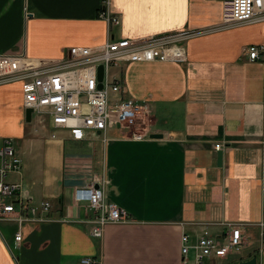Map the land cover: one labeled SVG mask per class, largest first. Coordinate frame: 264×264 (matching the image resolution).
Returning a JSON list of instances; mask_svg holds the SVG:
<instances>
[{
    "label": "crops",
    "instance_id": "crops-1",
    "mask_svg": "<svg viewBox=\"0 0 264 264\" xmlns=\"http://www.w3.org/2000/svg\"><path fill=\"white\" fill-rule=\"evenodd\" d=\"M106 1L0 0V54L51 65L73 46L216 28L222 21L219 0H108L121 21L111 30L98 17ZM259 44L264 23L234 26L189 40L185 64L115 67L124 98L149 106L150 138L142 140L115 127L73 141L38 117L26 122L21 84L0 86L8 127L0 144L13 138L22 161L21 175L9 181L22 183L37 204L51 202L47 222L0 221V264H80L84 257L101 264H194L192 253L183 262L182 236L219 238L226 224L243 231L245 247L235 258L264 264V67L246 53ZM9 90L15 102L6 99ZM94 176L106 178L108 201L130 217L105 227L101 239L87 222L93 212L74 197Z\"/></svg>",
    "mask_w": 264,
    "mask_h": 264
},
{
    "label": "built area",
    "instance_id": "built-area-1",
    "mask_svg": "<svg viewBox=\"0 0 264 264\" xmlns=\"http://www.w3.org/2000/svg\"><path fill=\"white\" fill-rule=\"evenodd\" d=\"M219 1L222 2V21L216 28L187 29L143 39L109 37L98 46H73L68 49L65 59L51 65L38 64L22 53L0 54V86L21 84L24 110H33V116L36 114L43 125L49 124L56 131H67L73 141H84L90 134H106L115 127L125 131L131 139H148L149 106L124 98L126 87L112 74V68L146 62L185 64L188 60L185 45L189 40L234 26L264 23V0ZM109 7L107 0L98 17L106 21L112 30L121 21L109 11ZM246 53L249 61L264 67V44L251 45ZM101 66L104 74L102 81H99ZM14 144L13 138H7L0 145V221L47 222L51 202L37 204L28 196L22 183L9 181L11 175H21L22 170V161L17 156ZM222 147L221 144L216 145L217 150ZM106 187V178L94 176L91 183L76 188L74 192L75 200L93 212V219L87 222L92 225V237L97 239L103 237L108 225L130 221L126 210L108 201ZM261 227L264 247V224ZM15 240L20 243L21 234H17ZM181 243L184 263L190 253L194 256V264H205L211 259H234L229 264L250 261L235 258L245 247L243 231L238 224H226L219 238L201 236L192 242L184 234ZM80 264L101 262L84 257Z\"/></svg>",
    "mask_w": 264,
    "mask_h": 264
},
{
    "label": "water",
    "instance_id": "water-1",
    "mask_svg": "<svg viewBox=\"0 0 264 264\" xmlns=\"http://www.w3.org/2000/svg\"><path fill=\"white\" fill-rule=\"evenodd\" d=\"M103 74H104V70H103V67L101 66L99 68V74H98L99 81H102ZM99 88L101 89L102 85H100ZM25 120H26L27 123H31L32 122V120H33V110L27 109L25 111ZM162 138H163L162 134H152L151 135V139H162ZM96 188H98V186H96ZM243 264H256V259H252L250 261L244 262Z\"/></svg>",
    "mask_w": 264,
    "mask_h": 264
},
{
    "label": "rangeland",
    "instance_id": "rangeland-1",
    "mask_svg": "<svg viewBox=\"0 0 264 264\" xmlns=\"http://www.w3.org/2000/svg\"><path fill=\"white\" fill-rule=\"evenodd\" d=\"M116 72H117V68H112V73L116 74ZM7 94H8V97H9V98L8 97L6 98L8 100V102H15V100H16L15 94L11 90H9ZM1 105L3 106V104H1ZM8 105H13V104H8ZM1 112H2V110L0 109V137L3 134L4 131L8 130V127L4 124V120H3V117L1 115ZM36 117H37V115L35 114L33 116V118L35 119ZM0 145H2V144H0Z\"/></svg>",
    "mask_w": 264,
    "mask_h": 264
}]
</instances>
